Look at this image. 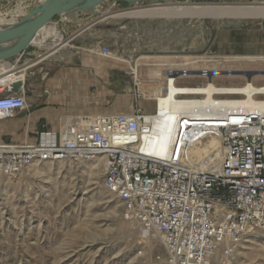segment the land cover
<instances>
[{
	"label": "rangeland",
	"instance_id": "obj_1",
	"mask_svg": "<svg viewBox=\"0 0 264 264\" xmlns=\"http://www.w3.org/2000/svg\"><path fill=\"white\" fill-rule=\"evenodd\" d=\"M178 1L132 9L108 0L99 7V16H94L100 22L94 28L96 56L101 62L126 61L106 77L114 99L132 111L153 113V99L165 83L153 73L165 74L170 68L155 66L162 62L201 61L202 70L217 69L210 81L219 87L248 81L264 86L262 62L213 66L202 60L263 57L264 0ZM36 2L0 0V20H20L13 17L21 14L16 12L28 14ZM102 46L110 48L111 56L101 55ZM192 73L181 82L207 84L199 72ZM103 181L101 160L35 163L14 176L0 173V264H166L162 239L156 234L151 239L136 222L125 220L121 201ZM202 264H264V228L238 243L219 240Z\"/></svg>",
	"mask_w": 264,
	"mask_h": 264
},
{
	"label": "built area",
	"instance_id": "obj_2",
	"mask_svg": "<svg viewBox=\"0 0 264 264\" xmlns=\"http://www.w3.org/2000/svg\"><path fill=\"white\" fill-rule=\"evenodd\" d=\"M99 52L111 56L109 47ZM193 75L169 71L153 113L76 119L32 143L0 144V173L101 160L104 188L121 201L125 220L161 237L166 264H202L219 240L238 243L264 228V86L209 93L212 73L196 74L204 86L181 82ZM170 98L180 110L161 113ZM29 108L0 81V120Z\"/></svg>",
	"mask_w": 264,
	"mask_h": 264
},
{
	"label": "crops",
	"instance_id": "obj_3",
	"mask_svg": "<svg viewBox=\"0 0 264 264\" xmlns=\"http://www.w3.org/2000/svg\"><path fill=\"white\" fill-rule=\"evenodd\" d=\"M18 13L13 17H24L27 12ZM97 19L85 13L74 19L57 17L39 34L25 60L18 57L0 62V81L7 87L26 81L18 94L32 95L29 110L0 120V144L32 143L41 133L58 132L65 122L76 119L133 112L123 101L114 99L111 83L106 81L113 69L99 66L103 62L94 50L98 48ZM16 21L2 19L0 26ZM3 49L5 46H0Z\"/></svg>",
	"mask_w": 264,
	"mask_h": 264
},
{
	"label": "water",
	"instance_id": "obj_4",
	"mask_svg": "<svg viewBox=\"0 0 264 264\" xmlns=\"http://www.w3.org/2000/svg\"><path fill=\"white\" fill-rule=\"evenodd\" d=\"M108 0H43L22 19L16 23L0 29V62L20 58L23 61L31 55L32 46L39 34L50 26L57 17L74 19L80 14L99 16V7ZM167 0H119L127 3L131 8L165 5ZM176 2H179L176 0ZM193 2V0H188ZM7 46V47H6ZM26 81H17L12 85V91L18 94L26 87ZM30 93H25L28 102H32Z\"/></svg>",
	"mask_w": 264,
	"mask_h": 264
},
{
	"label": "bare ground",
	"instance_id": "obj_5",
	"mask_svg": "<svg viewBox=\"0 0 264 264\" xmlns=\"http://www.w3.org/2000/svg\"><path fill=\"white\" fill-rule=\"evenodd\" d=\"M41 2H43V0H37V2H36V6L37 5H39ZM27 15V14H26ZM25 15V16H26ZM24 16V17H25ZM23 18V17H22ZM19 21V20H18ZM17 22V21H16ZM16 22H14V23H16ZM14 23H11V24H9V25H3V26H0V29H2V28H6V27H8V26H10V25H12V24H14ZM45 30V29H44ZM46 32V31H45ZM44 32V33H45ZM47 34V33H46ZM51 34H52V32H51ZM40 35H42L41 33H40ZM48 35H49V33H48ZM39 37V36H38ZM44 38H45V35L43 36ZM47 39V38H46ZM45 40V39H44ZM98 53V52H97ZM232 57V56H231ZM164 58V57H163ZM185 58V57H184ZM206 58V57H205ZM202 59L203 60V62L205 63V64H209V63H212V64H214L213 66H216L217 64H219V63H247V62H262V63H264V56L262 57H247V58H239V57H234V58H225V59H223V60H218V61H207L206 59ZM192 59V58H191ZM221 59V58H220ZM118 61L120 60V59H117ZM118 61H115V62H110V63H108V62H103L101 65H99V66H103V67H105V68H109V69H117V68H119V69H122L124 66H126L125 65V62L126 61H124L123 62V60H120V62H118ZM169 62H172V61H169ZM201 61H194V60H192V61H188L187 63H185V64H170V65H165V64H163V62H162V64L161 63H159V64H156L155 66H157V67H169L170 66V68L169 69H167V72L165 73V74H167L169 71H181V69L179 68V67H182V66H185V67H187L186 69H188L189 71H191V72H199V71H202V69L200 68V66H199V63H200ZM124 63V64H123ZM157 63V62H156ZM167 63V62H166ZM176 63V62H175ZM179 63V62H178ZM250 64V63H249ZM139 66V64H137V67ZM205 67V66H204ZM184 69V68H183ZM137 70H138V68H133V73H137ZM204 70H207V71H210V72H215V71H217V69L216 68H214V67H212V68H205ZM259 71V70H258ZM165 74H163V72H159V71H155L154 73H153V75H154V77H156V78H159V77H164V79L166 80V75ZM210 86H209V88H208V92L209 93H214L215 91H217V90H229L230 88H232V87H219V86H216L212 81H210ZM234 88V87H233ZM259 88H263V86L262 87H259ZM204 89H207L206 87H204ZM162 90V89H161ZM161 92V91H160ZM159 92V93H160ZM157 97H159V95L157 94L155 97H154V99L155 98H157ZM172 100H171V98L170 99H166V100H161V102H160V112L161 113H163V114H166L167 112H173V113H176V112H178L179 110H180V107L179 106H177V105H174L172 102H171ZM246 106L247 107H251V106H253V104H246ZM158 118V117H157ZM100 161V160H99ZM145 235V234H144ZM159 238H161L158 234H156ZM151 239H153V236L151 235V236H149Z\"/></svg>",
	"mask_w": 264,
	"mask_h": 264
}]
</instances>
